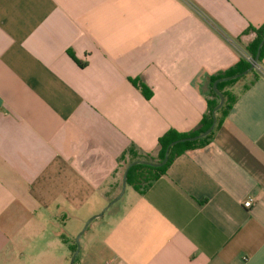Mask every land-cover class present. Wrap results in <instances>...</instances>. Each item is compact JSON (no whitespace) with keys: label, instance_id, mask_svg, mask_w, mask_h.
I'll return each mask as SVG.
<instances>
[{"label":"crops","instance_id":"0c3cea01","mask_svg":"<svg viewBox=\"0 0 264 264\" xmlns=\"http://www.w3.org/2000/svg\"><path fill=\"white\" fill-rule=\"evenodd\" d=\"M262 24L264 0H0V264H67L61 237L198 125ZM255 72L206 145L90 221L78 264H264V57Z\"/></svg>","mask_w":264,"mask_h":264},{"label":"trees","instance_id":"16d2710c","mask_svg":"<svg viewBox=\"0 0 264 264\" xmlns=\"http://www.w3.org/2000/svg\"><path fill=\"white\" fill-rule=\"evenodd\" d=\"M249 34H252L253 38L246 45L240 47L243 55L242 58H240V60L238 61V63L231 69L210 77L211 100L208 101L207 111L203 115L198 125L187 133H177L175 131H167L157 141V154L155 157L144 155L143 157L139 159H135L134 161H143V162L155 163V164L161 163V161L164 158V154L167 147L172 142L184 138L194 137L196 135H199L200 133H203L210 127L212 123V111L214 107L219 103V97L212 89L213 83L219 79L230 78L235 75H238L250 68L251 63L247 61L246 57H249L252 60L256 58L258 45L260 41L264 38V24H262L258 28L249 27L243 32L242 35H249ZM68 54L70 58L78 65V67L80 68L85 67V63L79 61L71 52H69ZM263 57H264V44L261 47L260 53L258 55V59H257L258 65L261 63ZM250 74L254 75L253 76L254 78L251 81L252 83L257 78V73L255 72V70H251L249 73H247L244 76L217 83L216 88L218 92L223 96L224 102L223 105L220 107V109L216 112V124L210 134L196 141L180 142L174 145L169 150L167 161L160 167H154L148 164L133 165L128 170L127 178H126V186L131 187L134 191H136L139 194H144L158 178H160L166 173L167 169L170 167L172 162L177 157L181 156L188 150L206 145L211 140L214 132L220 126L222 121L226 118L228 112L231 110L232 106L236 101V95L229 90L230 87L239 84ZM131 83L142 92V94L146 99L150 97L151 93L146 89L144 83H142L139 80H132ZM247 87L248 86L246 85L244 86L243 89L245 90ZM132 162L133 161L129 162L126 165V167ZM61 240L67 244V248L70 252V256H72V254L76 250V243L72 242L68 244L63 237H61Z\"/></svg>","mask_w":264,"mask_h":264},{"label":"water","instance_id":"95a60500","mask_svg":"<svg viewBox=\"0 0 264 264\" xmlns=\"http://www.w3.org/2000/svg\"><path fill=\"white\" fill-rule=\"evenodd\" d=\"M264 44V38L260 41L259 45H258V49H257V55H256V58L253 60V63L251 64L250 68L247 69L246 71L238 74V75H235L233 77H230V78H223V79H219L217 81H215L212 85V89L213 91L217 94V96L219 97V103L214 107L213 111H212V123L210 125V127L204 131L203 133H200L199 135H196L194 137H189V138H184V139H180V140H177V141H174L172 142L166 149L165 151V154H164V158L163 160L161 161V163H147V162H143V161H133L132 163H130L125 171H124V174H123V177H122V183H121V190H120V193L112 200L110 201V203L107 204V206L102 209V211L98 214V215H95L93 216L92 218L88 219L87 222L85 223V225L83 226V229L80 231V233L78 234L77 236V240H76V250L75 252L72 254L71 256V260H70V264H74V261H75V258L79 252V238L80 236L82 235V233L86 230L88 224L90 223L91 220L93 219H96V218H99L101 217L105 211L111 207L114 203H116L121 197L122 195L124 194V191H125V188H126V178H127V173H128V170L133 166V165H136V164H148V165H151V166H154V167H160L162 166L166 161H167V158H168V153H169V150L171 147H173L174 145L180 143V142H192V141H196V140H199L205 136H207L208 134H210L216 124V112L220 109V107L223 105V102H224V98L223 96L218 92L217 88H216V85L218 82H221V81H226V80H229V79H235V78H238V77H241V76H244L246 75L247 73H249L251 70H255L257 69L258 67V62H257V59H258V55L260 53V50H261V47L263 46Z\"/></svg>","mask_w":264,"mask_h":264},{"label":"rangeland","instance_id":"374dc122","mask_svg":"<svg viewBox=\"0 0 264 264\" xmlns=\"http://www.w3.org/2000/svg\"><path fill=\"white\" fill-rule=\"evenodd\" d=\"M126 190V193H125V197H127V196H129L131 193H133L132 191H133V189L131 188V187H129V186H126V188H125ZM107 206V205H106ZM105 206V207H106ZM104 207V208H105ZM103 208V209H104ZM112 208H110V210H111ZM110 210H108V212L110 211ZM102 211V210H101ZM100 211V212H101ZM99 212V213H100ZM98 213V214H99ZM97 214V215H98ZM95 216V215H94ZM107 218V213L106 214H104V216H102V218H98V220H96V221H101L102 219H106ZM83 229V228H82ZM54 230H57V228H55ZM58 231H60V232H62L63 231V229H58ZM80 233V232H79ZM79 233H76L75 235H71V236H67L69 239H71V243L72 242H75L76 243V240H77V236H78V234ZM95 235L97 236V234L96 233H94V231L91 233L90 231H88V232H86V233H84V235H82V236H80V238H79V240H78V242H79V254H78V256H77V258H76V261H74L76 264H78L79 263V261H81L82 259H84V257H85V255H87L86 254V248H85V246H86V244H90L91 242H92V239H95ZM66 249V248H65ZM65 251V254L67 255V258H68V262H67V264H70V260H71V256H70V252L69 251H67V249L66 250H64ZM70 256V257H69ZM89 260V259H88ZM95 260V258H90V262L91 261H94ZM74 263V264H75Z\"/></svg>","mask_w":264,"mask_h":264},{"label":"built area","instance_id":"2783aa9c","mask_svg":"<svg viewBox=\"0 0 264 264\" xmlns=\"http://www.w3.org/2000/svg\"><path fill=\"white\" fill-rule=\"evenodd\" d=\"M246 59H247V61H249L251 64L253 63V60H252L251 58L246 57ZM257 68H258V67H257ZM251 205H252L251 200H248V201L244 202V204H243V206H244L245 208H249V207H251Z\"/></svg>","mask_w":264,"mask_h":264}]
</instances>
